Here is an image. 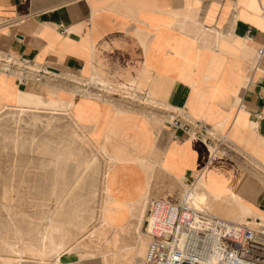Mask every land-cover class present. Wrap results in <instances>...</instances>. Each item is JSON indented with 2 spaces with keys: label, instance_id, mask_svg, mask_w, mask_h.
<instances>
[{
  "label": "crops",
  "instance_id": "crops-1",
  "mask_svg": "<svg viewBox=\"0 0 264 264\" xmlns=\"http://www.w3.org/2000/svg\"><path fill=\"white\" fill-rule=\"evenodd\" d=\"M84 85L101 98L75 95L73 114L101 131L126 239L136 216L143 231L142 200L176 203L185 191L264 227V0H0V112ZM100 86L134 87L147 103L127 108Z\"/></svg>",
  "mask_w": 264,
  "mask_h": 264
},
{
  "label": "rangeland",
  "instance_id": "rangeland-1",
  "mask_svg": "<svg viewBox=\"0 0 264 264\" xmlns=\"http://www.w3.org/2000/svg\"><path fill=\"white\" fill-rule=\"evenodd\" d=\"M78 87V99L88 93L101 98L85 85ZM102 89L100 92L126 100L127 108L147 103L134 87ZM62 110L8 107L0 112V257L51 264L67 248L86 243L88 247L79 248L107 255L108 264H123L129 251L114 259L107 254L108 247L99 251L96 247L100 239L112 248L121 244V237L100 227L99 222L104 176L111 163L101 131L94 125L88 131L73 110ZM138 222L142 260L147 235L139 217Z\"/></svg>",
  "mask_w": 264,
  "mask_h": 264
},
{
  "label": "built area",
  "instance_id": "built-area-1",
  "mask_svg": "<svg viewBox=\"0 0 264 264\" xmlns=\"http://www.w3.org/2000/svg\"><path fill=\"white\" fill-rule=\"evenodd\" d=\"M204 138L207 128L175 120ZM189 191L176 203L147 202L144 232L149 237L141 264H264V227L234 222L195 203Z\"/></svg>",
  "mask_w": 264,
  "mask_h": 264
},
{
  "label": "bare ground",
  "instance_id": "bare-ground-1",
  "mask_svg": "<svg viewBox=\"0 0 264 264\" xmlns=\"http://www.w3.org/2000/svg\"><path fill=\"white\" fill-rule=\"evenodd\" d=\"M87 92H88V90H87ZM70 93H71V97H65L64 99H62L60 101L51 99V101L45 102V103L42 102L38 97H35V96H32V95L28 94V95H24L23 98L19 99L18 106H19V108L21 107V105H23L26 108L27 107H33V108H36V109L42 108V109H45V110L48 109V110H51V111H54V112L55 111H60L62 109H66L68 112L69 111L71 112L73 110L74 106H75L74 103H73V99L75 98V95L77 93H79V92H78V90L74 89ZM88 96H89V93H88ZM18 106H16V107H18ZM23 109H25V108H23ZM93 131H95V130H93ZM90 135H92V134H90ZM110 172L111 171L108 169V171L105 173V176H104L105 177V180H104L105 181V188H104L101 208H100V211H99L100 212V215H99L100 216V221L99 222H100V227H104L107 230L111 231L112 233L114 232V233L118 234L121 237L120 238L121 239V244L119 242L120 245L112 248V246L109 247L110 243L107 244L106 240L100 239L99 244H97L96 247L98 248V251L100 249H102V246L108 247L107 248V250H108L107 254L112 256L114 259H116L117 257L119 258V256L122 255V253H124L125 251H129L128 253H126V255L128 256V254H130V252L133 251V250H136V253L139 256V249H140V245L142 244V236H141L140 226L138 225V223H139L138 222V216H136L137 224L135 226L136 227L135 230L133 229V232L131 231V233L129 235H127V239H126L125 234L127 233V231L125 230V227L128 226L129 223L121 224V219H120L121 215H120L119 209L122 207V204L117 202V199L115 198V196L113 194V187L111 185L112 182H111V180H109L110 176L112 175ZM145 201H146L145 199L141 201L140 207H139V213H140V211H142V207L143 206L145 207V203H146ZM128 205H129V209L128 210H129V215H130L131 214V209L133 208L132 202L128 203ZM146 208H147V206H146ZM146 208H145V212H146ZM144 216H145V213H144ZM97 221H98V218H97ZM100 229H102V228H100ZM91 231H92V229H91ZM96 233H97V231H96ZM94 237H95V235H94ZM88 238L91 240V238H93V237H92V235H88ZM127 241L128 242L131 241V242L127 243ZM75 242H76V239H74L73 243H75ZM63 243L66 245L64 240H63ZM82 243H81V246H82ZM100 243H102V244H100ZM147 244H148V240H147ZM147 244H146V248H147ZM59 247H60V245H59ZM79 247L70 248V249L67 248L66 249L67 251L62 256L60 254L58 255V253H56L58 255V258H57L55 263H51V264H63L64 258H68L70 256H75L76 258L81 259V260H87V259L99 256L101 258L102 264H108L107 263V259H106L107 255L101 254V253H96V252L95 253H90L89 251H87L85 249H80V248L88 247L86 245V243H84L82 247H80V248ZM146 248H145V252H146ZM42 254L43 253L41 252V256H42ZM2 257H0V264H25L24 261L22 259H20V258H17L16 260H10V259H4L5 257H3V258ZM122 257L123 256H121V258ZM141 261L142 260H140V258L138 257L135 260V263L136 264H141L142 263ZM128 262H130V261L128 260Z\"/></svg>",
  "mask_w": 264,
  "mask_h": 264
}]
</instances>
